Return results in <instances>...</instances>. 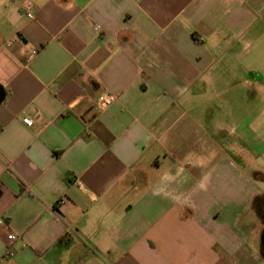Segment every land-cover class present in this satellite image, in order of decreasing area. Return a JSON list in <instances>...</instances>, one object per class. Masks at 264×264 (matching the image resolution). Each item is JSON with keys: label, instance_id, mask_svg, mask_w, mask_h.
I'll return each mask as SVG.
<instances>
[{"label": "crops", "instance_id": "crops-1", "mask_svg": "<svg viewBox=\"0 0 264 264\" xmlns=\"http://www.w3.org/2000/svg\"><path fill=\"white\" fill-rule=\"evenodd\" d=\"M0 35V264H264V0H0Z\"/></svg>", "mask_w": 264, "mask_h": 264}, {"label": "built area", "instance_id": "built-area-1", "mask_svg": "<svg viewBox=\"0 0 264 264\" xmlns=\"http://www.w3.org/2000/svg\"><path fill=\"white\" fill-rule=\"evenodd\" d=\"M23 10L27 13V16L30 19H33L34 18V14H33V4L30 1L24 2V4H23ZM0 42L6 48H10L13 45V40H4L1 35H0ZM114 102H115V97L114 96L105 94L101 98L99 105L102 108H107V107L111 106ZM23 122L28 127H32L33 126L32 119H30L28 117L24 118L23 119ZM0 225H5V221L2 218H0ZM16 238H17L16 235H14L13 233H9L8 240L10 242H14L16 240Z\"/></svg>", "mask_w": 264, "mask_h": 264}, {"label": "flooded vegetation", "instance_id": "flooded-vegetation-1", "mask_svg": "<svg viewBox=\"0 0 264 264\" xmlns=\"http://www.w3.org/2000/svg\"><path fill=\"white\" fill-rule=\"evenodd\" d=\"M255 207L257 210V214H259V216L264 220V199H258Z\"/></svg>", "mask_w": 264, "mask_h": 264}, {"label": "rangeland", "instance_id": "rangeland-1", "mask_svg": "<svg viewBox=\"0 0 264 264\" xmlns=\"http://www.w3.org/2000/svg\"><path fill=\"white\" fill-rule=\"evenodd\" d=\"M257 169L259 170V171H263L264 172V163H262L261 161H258L257 162ZM242 170H245V168L244 167H242ZM247 171V170H246ZM250 172L248 171V173L247 174H249ZM259 187L260 188H264V183H262V182H260L259 181Z\"/></svg>", "mask_w": 264, "mask_h": 264}, {"label": "water", "instance_id": "water-1", "mask_svg": "<svg viewBox=\"0 0 264 264\" xmlns=\"http://www.w3.org/2000/svg\"><path fill=\"white\" fill-rule=\"evenodd\" d=\"M5 96L4 89L0 86V103L3 101ZM263 245H264V238H263Z\"/></svg>", "mask_w": 264, "mask_h": 264}, {"label": "trees", "instance_id": "trees-1", "mask_svg": "<svg viewBox=\"0 0 264 264\" xmlns=\"http://www.w3.org/2000/svg\"><path fill=\"white\" fill-rule=\"evenodd\" d=\"M1 194H2V191H1V187H0V196H1Z\"/></svg>", "mask_w": 264, "mask_h": 264}]
</instances>
